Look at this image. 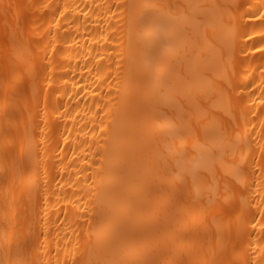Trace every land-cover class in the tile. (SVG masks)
Returning <instances> with one entry per match:
<instances>
[{
    "label": "bare ground",
    "instance_id": "6f19581e",
    "mask_svg": "<svg viewBox=\"0 0 264 264\" xmlns=\"http://www.w3.org/2000/svg\"><path fill=\"white\" fill-rule=\"evenodd\" d=\"M0 264H264V0H0Z\"/></svg>",
    "mask_w": 264,
    "mask_h": 264
}]
</instances>
